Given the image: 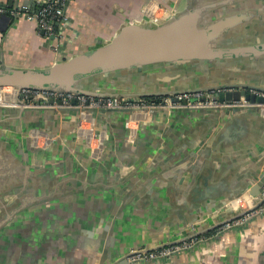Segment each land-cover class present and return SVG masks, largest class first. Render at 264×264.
Masks as SVG:
<instances>
[{"label": "crops", "instance_id": "obj_1", "mask_svg": "<svg viewBox=\"0 0 264 264\" xmlns=\"http://www.w3.org/2000/svg\"><path fill=\"white\" fill-rule=\"evenodd\" d=\"M40 1L0 0V4L36 9ZM178 4L184 7L187 0H70L60 51L54 50L53 41L35 21L3 15L0 63L48 68L66 54L109 41L127 22L161 21ZM249 6L264 10V0L241 4ZM235 62L264 63L250 56ZM188 108L151 113L136 124L133 140L128 138L129 112H94L96 130L104 132V160L91 163L85 138L78 135L77 110L1 111V139L24 163L31 160L49 170L48 176L43 172V178H35L33 190L49 187L57 192L25 206L3 225L0 264H122L133 247L185 236L202 215L210 222L215 217L210 213L221 217L224 208L218 210V205L264 175V162L254 167L264 156V113L255 107L237 113ZM34 132L41 133L35 138L39 147L48 150L30 158ZM63 176L66 184L59 185L60 191L55 182ZM14 178L21 180L23 175ZM17 185L16 190L22 191L11 201L30 191L20 181ZM155 264H264V214Z\"/></svg>", "mask_w": 264, "mask_h": 264}, {"label": "water", "instance_id": "obj_2", "mask_svg": "<svg viewBox=\"0 0 264 264\" xmlns=\"http://www.w3.org/2000/svg\"><path fill=\"white\" fill-rule=\"evenodd\" d=\"M245 1L247 0H187V5L180 8L179 4L175 5L173 12L161 21L127 22L109 41L99 42L97 46L76 55L66 54L63 59L48 68L11 67L0 63V86H14L19 90L60 89L118 97H152L213 90L214 98L222 101L240 99L244 95L253 102H264L263 95L251 92V89L264 91V63L258 62L264 61V10L253 6L241 7ZM258 13L262 14V17H259L261 19H258ZM243 56L253 57L258 63H247L243 66L236 64L235 60H240ZM246 66L252 67V70L248 71ZM254 78L257 79L253 80ZM252 107L264 113V107L255 104L187 108L237 113ZM16 108L22 109L26 106L0 104V112L11 113ZM56 109L65 111L74 108ZM105 110H124L131 114V110L126 108ZM136 134V130L133 134L130 130L128 138L133 140ZM39 135L41 133L32 134L34 148L31 149L32 154L29 151L30 158L35 153L43 152V149L48 150L39 147L35 139ZM88 147L89 163L104 160L103 151L97 156L89 145ZM263 162L264 156L254 167H259ZM43 172L49 175L48 168L43 165H35L31 160L24 163L14 152L13 146L0 137V229L25 206L54 196L57 191L49 187L44 188L45 191L42 192L33 190L35 178H43L40 175ZM17 173L23 175L21 180L14 178ZM26 177L29 181H26ZM13 178L18 180L17 183H23L30 191L11 201L10 198L22 191L16 190L20 185L14 183ZM65 178L63 176L56 180L57 188L66 184ZM251 183L241 194L249 193L251 203L256 205L262 199L264 175ZM47 185L45 184V187ZM241 194L230 196L218 205V210L224 208L221 217H216L217 213H210V216H215L210 222L203 219L205 216L202 215V219L193 223L189 234L154 246L204 233L215 225L239 215L242 208L235 207L231 201Z\"/></svg>", "mask_w": 264, "mask_h": 264}, {"label": "built area", "instance_id": "obj_3", "mask_svg": "<svg viewBox=\"0 0 264 264\" xmlns=\"http://www.w3.org/2000/svg\"><path fill=\"white\" fill-rule=\"evenodd\" d=\"M70 0H42L36 9H30L27 4L8 5L0 4V17L3 15L9 17L25 16L37 23L41 30L49 39L51 38L54 50L60 51L65 40V29L67 16L66 6ZM155 21H159L158 19ZM2 34L0 32V43ZM231 89V88H228ZM256 95H263L264 91L251 89ZM213 90L180 92L175 94L160 95L156 97L149 96H96L74 91L60 89H35L22 88L14 86H0V104L2 105H24L26 107H56V108H74L77 109L80 122L78 135L85 138L86 143L99 156L102 152L103 131H97L95 122L92 120V114L105 109L131 110L129 126L131 133L136 129V124L140 120L156 111L171 113L172 110L179 107H236L258 104L264 107V102L251 101L244 95L240 99L220 100L214 98ZM87 128L86 134H82V128ZM40 136V135H39ZM47 140L51 141L50 137ZM235 207H241L242 212L222 223L212 227L209 231L199 234L189 235L185 239L152 246H138L129 250L125 264H148L163 263L171 256L193 249L197 244L213 239L221 233L242 227L248 224L254 218L264 214V187L262 199L256 205L251 203V197L246 194L231 201Z\"/></svg>", "mask_w": 264, "mask_h": 264}, {"label": "bare ground", "instance_id": "obj_4", "mask_svg": "<svg viewBox=\"0 0 264 264\" xmlns=\"http://www.w3.org/2000/svg\"><path fill=\"white\" fill-rule=\"evenodd\" d=\"M86 132H87V128L83 127L82 130H81V133L82 134H86Z\"/></svg>", "mask_w": 264, "mask_h": 264}, {"label": "rangeland", "instance_id": "obj_5", "mask_svg": "<svg viewBox=\"0 0 264 264\" xmlns=\"http://www.w3.org/2000/svg\"><path fill=\"white\" fill-rule=\"evenodd\" d=\"M168 11H169V12H170V14H171V12H172V11H171V10H169V9H168Z\"/></svg>", "mask_w": 264, "mask_h": 264}, {"label": "trees", "instance_id": "obj_6", "mask_svg": "<svg viewBox=\"0 0 264 264\" xmlns=\"http://www.w3.org/2000/svg\"><path fill=\"white\" fill-rule=\"evenodd\" d=\"M152 97H156V96H152Z\"/></svg>", "mask_w": 264, "mask_h": 264}]
</instances>
